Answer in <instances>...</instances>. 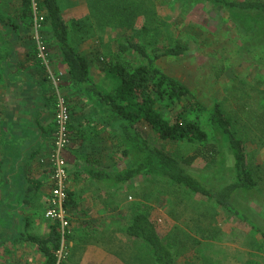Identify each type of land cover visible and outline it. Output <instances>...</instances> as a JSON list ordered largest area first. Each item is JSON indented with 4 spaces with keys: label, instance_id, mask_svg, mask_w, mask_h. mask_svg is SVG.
Masks as SVG:
<instances>
[{
    "label": "rangeland",
    "instance_id": "rangeland-1",
    "mask_svg": "<svg viewBox=\"0 0 264 264\" xmlns=\"http://www.w3.org/2000/svg\"><path fill=\"white\" fill-rule=\"evenodd\" d=\"M58 1L70 26L71 42L82 54L89 53L94 47H100L106 54L113 52L122 37L142 44L150 41L159 46L171 45L176 39L186 41L190 48L186 55L163 57L157 66L187 85L206 106L214 102L222 105L232 121L233 130L245 143L248 164L257 184L252 191L234 194V206L239 207L243 216L238 218L202 195L192 194L152 176L140 177L126 184L104 182L97 188L98 197L92 200L97 201L98 206L112 208L111 211L115 213L111 217L115 218L116 226H121L122 238L121 244L117 245L116 242L115 246H112V238L107 241V248L114 247L115 257H96L99 263L154 264L149 250L124 233V228L136 211L134 203L139 202V207L155 222L165 242L178 252L177 264H264V240L252 227L255 225L264 232V137L251 129L236 108L238 102L245 100L256 106L264 102V20L250 14L234 15L201 0H168L166 5L159 6L154 0ZM19 3L20 0H0V19L22 36H18L13 46H17L19 52L21 45L43 44L46 56L44 61L41 60V65L48 79L44 83L47 97L51 98L53 92L55 100L58 94L65 97L67 74L56 63L55 46L43 39L39 26L35 25L31 30L14 18ZM21 30L27 32L29 39H25ZM44 34L45 39L50 35L48 31ZM3 52L10 54L13 52L12 46H0V58L5 57ZM134 59L137 60L136 57ZM219 71L221 73L217 75ZM91 74L102 89H112V82L97 66H91ZM47 110L52 112L53 108L48 107ZM141 128L152 144L178 158L190 151V148L180 144L160 140L146 124ZM114 143L115 140L110 138L101 141L96 153L108 168H122L128 161L122 158ZM13 148L9 153L20 157L24 145L15 144ZM68 154V150L63 152L65 159ZM226 159L225 156L208 165L199 160L194 170L203 179L210 178L217 184H226L232 180L230 161ZM16 161L14 164H17ZM5 167L7 170V162H4ZM16 167L9 169L15 171ZM7 174L4 175L7 180L3 177L4 181L9 182L5 185L7 190L3 191L5 204L0 207V211L5 212L3 216L11 213L13 205L23 202V199L31 201L29 207L36 209L35 214L42 212L43 208L45 216L51 198L47 185L41 186L39 192L29 190L27 193V185L33 188L36 181L25 183L18 172ZM47 191L46 198L40 196L34 199L36 194ZM73 197L78 205L83 204L81 196L79 202L76 196ZM67 208L69 213L73 212V203L69 202ZM2 230L0 225V233ZM20 246L22 251L16 254L18 257H38L36 246L28 245L33 247L30 252L23 245ZM67 251L65 257L69 255V249ZM67 251L65 248L64 252ZM201 251L207 257H199ZM0 257L14 255L0 249Z\"/></svg>",
    "mask_w": 264,
    "mask_h": 264
},
{
    "label": "trees",
    "instance_id": "trees-1",
    "mask_svg": "<svg viewBox=\"0 0 264 264\" xmlns=\"http://www.w3.org/2000/svg\"><path fill=\"white\" fill-rule=\"evenodd\" d=\"M201 1L234 15L250 14L264 20V0ZM154 2L159 6L166 5L168 0ZM19 4L14 18L31 30L35 25L41 28L43 39L53 43L67 72L64 96L70 109V138L74 132V125L71 123L74 107L70 105V99L71 95L80 94L99 111L102 130L109 133L108 138L115 140L117 150L128 161L122 168L89 166L87 169L92 179L126 184L140 177L152 176L192 194L202 195L236 217L243 218L232 198L235 193L252 191L257 185L248 164L244 141L233 130L232 121L219 102L206 106L187 85L157 66V62L163 57L186 55L190 49L186 41L176 39L171 45L159 46L150 41L142 44L132 38L122 37L113 52L106 54L100 47H94L89 53L82 54L71 42L70 26L58 0H20ZM5 28L10 32L14 31L0 19L1 46L10 43ZM45 31L50 34L46 39ZM31 51L30 60L37 59L36 43L32 45ZM92 65L97 66L112 82L110 91L102 89L95 82L91 74ZM220 73L221 71L217 75ZM236 108L251 129L264 137V102L261 106H256L245 100L238 102ZM143 124L148 125L160 140L190 148L189 153L178 158L152 144L142 131ZM1 144L0 135V152ZM225 156L230 161L232 170V180L226 184H217L210 178L203 179L194 170V165L199 160L208 165ZM3 167L4 162L0 157V207L5 204L3 191L7 190L5 185L8 182L3 180V177L7 180L4 176L7 173L6 167ZM37 185L39 184L35 182L34 186ZM31 188L27 185L26 192ZM69 202L78 205L73 193L68 190L67 206ZM30 203V200L23 199V202L15 203L13 207L17 210L18 206ZM134 205L136 211L124 228L125 235L143 244L152 255L154 264H177L178 252L165 242L155 222L139 207V202ZM0 212L3 217L5 212ZM8 214L10 213L6 215L9 216ZM59 225L58 221H53L45 237L20 232L15 241L36 244L45 257L44 264H65L57 256L62 239ZM252 227L264 240V232L255 225ZM70 236L71 234L67 235V239Z\"/></svg>",
    "mask_w": 264,
    "mask_h": 264
},
{
    "label": "crops",
    "instance_id": "crops-1",
    "mask_svg": "<svg viewBox=\"0 0 264 264\" xmlns=\"http://www.w3.org/2000/svg\"><path fill=\"white\" fill-rule=\"evenodd\" d=\"M7 29L5 28L4 31L7 36L9 35L10 43L2 46L11 45L13 52L10 54L3 52L5 57L0 58V135L2 143L0 157L3 162L8 163L6 170L8 174L18 172L23 181L33 180L39 184L33 186L30 191L39 192L41 186L47 185L50 192V155L56 132L55 93L53 92L51 98L47 97L48 92L44 83L48 79L44 74L41 60L38 57L30 60L34 43L21 45L18 52L17 46L13 44L20 36V31L17 34L15 30L10 32ZM21 32L25 39H29L27 32L22 30ZM54 54L57 57L56 63L67 74L56 48ZM66 88L69 89L68 86ZM71 98L70 104L74 107L71 114L74 132L66 149L69 152L66 157L69 176L68 190L76 196L78 202L80 196L84 200L82 205H73V212L69 213L72 236L64 241L61 239L63 255L68 253L67 249H69V255L61 259L65 264H74V262L75 264H100L96 257H115L114 247L110 248L112 250L109 246L107 248L106 245H109L107 241L112 238V246H115L116 242L117 245L121 244L122 238L121 226H116L115 218L111 217V214L115 213L111 211L112 208L104 205L98 206V202L92 200L95 196L98 197L97 188L104 182L92 179L87 169L89 166L108 167L106 163L100 161L96 147L101 141L108 139L109 133L102 130L99 111L95 110L86 97L78 94ZM48 107H52L53 111L48 112ZM15 144L24 145L20 157L9 153L14 149ZM15 161L17 164H14ZM15 165L18 169L11 171L10 169ZM30 175L32 176L29 177ZM49 192L36 194L34 199L40 196L45 197V194ZM35 212L36 209L27 205L20 206L17 210L13 207L9 216L0 217L1 222L4 221L0 223L3 229L0 233V249L1 251L5 249L6 253L14 255V257H0V264H44L45 257L36 244L15 241L20 232L39 237H45L48 234L52 220L43 216V208L42 212L36 214ZM12 220L15 222L12 223ZM36 231L39 233H35ZM20 245L27 248V252L36 246L39 252L38 257H18L17 255L20 254L18 252L22 251ZM28 245H33V247H28ZM65 248L67 252H64ZM199 257L207 256L201 251Z\"/></svg>",
    "mask_w": 264,
    "mask_h": 264
},
{
    "label": "built area",
    "instance_id": "built-area-1",
    "mask_svg": "<svg viewBox=\"0 0 264 264\" xmlns=\"http://www.w3.org/2000/svg\"><path fill=\"white\" fill-rule=\"evenodd\" d=\"M38 59L45 60L46 47L43 44L37 43ZM56 132L54 146L50 155V182H51V198L49 208L45 213L47 219L58 221L62 241L71 234V220L67 208L68 200V165L67 160L63 156V152L70 144L71 138L69 135L70 109L65 97L58 94L56 100ZM58 260L60 261L63 255V250L57 252Z\"/></svg>",
    "mask_w": 264,
    "mask_h": 264
}]
</instances>
